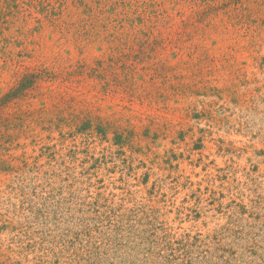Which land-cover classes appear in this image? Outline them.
Wrapping results in <instances>:
<instances>
[{
    "label": "rangeland",
    "instance_id": "obj_1",
    "mask_svg": "<svg viewBox=\"0 0 264 264\" xmlns=\"http://www.w3.org/2000/svg\"><path fill=\"white\" fill-rule=\"evenodd\" d=\"M0 264H264V0H0Z\"/></svg>",
    "mask_w": 264,
    "mask_h": 264
}]
</instances>
